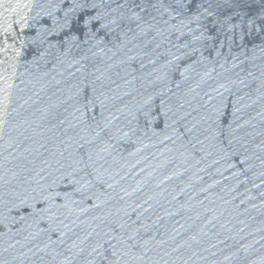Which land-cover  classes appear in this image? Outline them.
<instances>
[{
    "label": "water",
    "instance_id": "95a60500",
    "mask_svg": "<svg viewBox=\"0 0 264 264\" xmlns=\"http://www.w3.org/2000/svg\"><path fill=\"white\" fill-rule=\"evenodd\" d=\"M0 264H264V0H0Z\"/></svg>",
    "mask_w": 264,
    "mask_h": 264
}]
</instances>
